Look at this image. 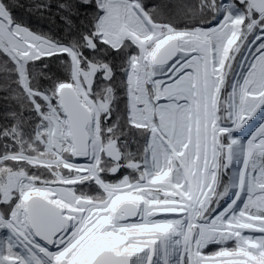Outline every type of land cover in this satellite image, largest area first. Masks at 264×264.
Instances as JSON below:
<instances>
[{"label":"snow or ice","instance_id":"6c2138e0","mask_svg":"<svg viewBox=\"0 0 264 264\" xmlns=\"http://www.w3.org/2000/svg\"><path fill=\"white\" fill-rule=\"evenodd\" d=\"M57 7L0 0V264H264V0Z\"/></svg>","mask_w":264,"mask_h":264},{"label":"trees","instance_id":"16d2710c","mask_svg":"<svg viewBox=\"0 0 264 264\" xmlns=\"http://www.w3.org/2000/svg\"><path fill=\"white\" fill-rule=\"evenodd\" d=\"M18 3L23 4L24 8L18 9L17 13L24 12L25 9L33 2V0H17ZM46 3L51 5L50 11L41 16L39 13H31L25 15V20L31 27L38 31L49 33L58 37H64L66 35V25L62 21L61 17L63 12L59 11L58 5L64 3L65 0H45ZM149 6L158 4L161 0H145ZM176 5H182L186 3H192L194 0H172Z\"/></svg>","mask_w":264,"mask_h":264},{"label":"rangeland","instance_id":"374dc122","mask_svg":"<svg viewBox=\"0 0 264 264\" xmlns=\"http://www.w3.org/2000/svg\"><path fill=\"white\" fill-rule=\"evenodd\" d=\"M259 122H260L259 120H254L253 122H250V125L243 133L244 136H248L258 126Z\"/></svg>","mask_w":264,"mask_h":264}]
</instances>
